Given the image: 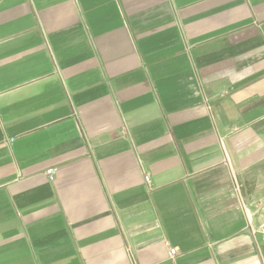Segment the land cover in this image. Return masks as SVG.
<instances>
[{"label": "crops", "instance_id": "crops-1", "mask_svg": "<svg viewBox=\"0 0 264 264\" xmlns=\"http://www.w3.org/2000/svg\"><path fill=\"white\" fill-rule=\"evenodd\" d=\"M0 264H264V0H0Z\"/></svg>", "mask_w": 264, "mask_h": 264}, {"label": "built area", "instance_id": "built-area-1", "mask_svg": "<svg viewBox=\"0 0 264 264\" xmlns=\"http://www.w3.org/2000/svg\"><path fill=\"white\" fill-rule=\"evenodd\" d=\"M57 170L58 169L56 167H51L50 169L46 170L45 173L48 176L49 180L53 181L56 178ZM144 178H145L146 181H149L148 175H145ZM175 253H176L175 248H170L169 256L172 257V256H174Z\"/></svg>", "mask_w": 264, "mask_h": 264}]
</instances>
